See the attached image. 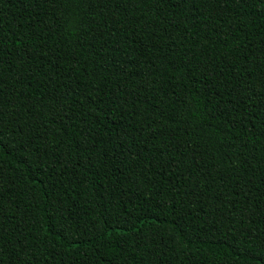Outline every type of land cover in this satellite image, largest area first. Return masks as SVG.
Returning a JSON list of instances; mask_svg holds the SVG:
<instances>
[{
    "label": "trees",
    "instance_id": "trees-1",
    "mask_svg": "<svg viewBox=\"0 0 264 264\" xmlns=\"http://www.w3.org/2000/svg\"><path fill=\"white\" fill-rule=\"evenodd\" d=\"M0 264H264V0H0Z\"/></svg>",
    "mask_w": 264,
    "mask_h": 264
}]
</instances>
